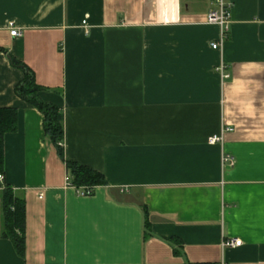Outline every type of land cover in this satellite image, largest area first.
I'll list each match as a JSON object with an SVG mask.
<instances>
[{"label":"crops","instance_id":"1","mask_svg":"<svg viewBox=\"0 0 264 264\" xmlns=\"http://www.w3.org/2000/svg\"><path fill=\"white\" fill-rule=\"evenodd\" d=\"M230 2L214 49V0H0L4 183L26 201L24 256L0 202V264H264V0ZM10 55L61 108L62 145ZM67 160L107 184L79 195Z\"/></svg>","mask_w":264,"mask_h":264},{"label":"trees","instance_id":"2","mask_svg":"<svg viewBox=\"0 0 264 264\" xmlns=\"http://www.w3.org/2000/svg\"><path fill=\"white\" fill-rule=\"evenodd\" d=\"M0 53H5L0 49ZM11 63L20 68L23 79L16 85L15 93L26 103L36 107L44 116L43 127L45 136L58 145L64 139V114L61 108L41 98L40 92L46 88L39 85L35 74L25 63L9 56ZM18 129V110L16 108H0V174L5 171V135ZM63 156V152L60 150ZM72 185L95 189L107 184L104 174L76 161H66ZM92 193V194H93ZM0 202L2 213V237L9 239L20 256L25 254L26 201L18 195L12 186L0 181ZM147 211H145V214ZM148 226V225H147ZM146 226V228H147ZM176 241V240H174ZM176 243H178L176 241ZM212 264V263H204Z\"/></svg>","mask_w":264,"mask_h":264},{"label":"built area","instance_id":"3","mask_svg":"<svg viewBox=\"0 0 264 264\" xmlns=\"http://www.w3.org/2000/svg\"><path fill=\"white\" fill-rule=\"evenodd\" d=\"M214 4L216 7L214 9H211L207 15V22L209 24H215L218 25L222 28L223 32V38L221 39L220 42H214L211 44L212 48L218 49L222 48L224 43H225V35L226 33L229 32L230 30V23H231V8H232V3L230 0H214ZM83 24H86V21L83 22ZM11 35L14 37H18L22 35V32H20L17 28H12L11 29ZM216 72H218L222 78V80H227L231 77V73L229 71V66L225 62H221L216 66ZM229 128H226L225 131H229ZM222 136H213L210 138L211 143H215L219 140H222ZM63 142H60L59 144L62 145ZM224 162H233V158L229 155H225L223 157ZM5 176L4 174H0V181L4 182ZM68 184L72 185L70 176H68ZM76 188L77 192L81 196H88L91 195L93 192V189L89 188H82V187H76L75 185H72ZM40 197H43V194H40ZM242 243L241 240L239 239H231L227 240L225 242L226 247H234V246H240ZM225 264V263H222Z\"/></svg>","mask_w":264,"mask_h":264}]
</instances>
